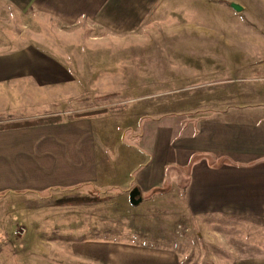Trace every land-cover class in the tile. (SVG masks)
I'll return each instance as SVG.
<instances>
[{"label":"crops","instance_id":"crops-1","mask_svg":"<svg viewBox=\"0 0 264 264\" xmlns=\"http://www.w3.org/2000/svg\"><path fill=\"white\" fill-rule=\"evenodd\" d=\"M186 2L0 0V112L27 109L36 114L43 105H57L60 97H66L76 83V61L60 57L79 54L75 25L103 32L90 41L110 36L122 46L144 40V29L163 23L167 10ZM230 110L198 112L186 118L185 125L137 123L131 127L132 135L139 134L141 146L121 144L130 158L141 153L147 159L130 183L127 178L137 166H129L117 187L127 199L133 194L136 207L143 200L156 206L169 201L163 209V227L182 236L180 222L191 226L183 229L189 232L188 248L181 242L178 252L166 243L88 241L81 244L86 264H264V240L259 235L264 226V110L247 102ZM104 119L103 113L95 118L79 115L1 128L3 205L12 194L112 183L115 159L101 137L103 131L106 134ZM122 129V125L110 127L117 134L111 146L122 143ZM164 183L168 186L161 187Z\"/></svg>","mask_w":264,"mask_h":264},{"label":"rangeland","instance_id":"rangeland-1","mask_svg":"<svg viewBox=\"0 0 264 264\" xmlns=\"http://www.w3.org/2000/svg\"><path fill=\"white\" fill-rule=\"evenodd\" d=\"M230 2L242 10L234 12ZM165 16L170 17L165 24L159 21L144 29V40L122 46L110 36L90 41L103 32L75 25L79 54L60 57L76 61V83L66 97L57 105H43L36 114L27 109L0 112V129L103 113L106 134L101 137L115 159L113 182L107 186H53L12 194L4 205L0 201V264H86L81 244L88 241L166 243L178 252L180 244L188 248L189 232L183 229L191 226L180 222L182 236L163 227L169 201L156 206L143 200L136 207L117 187L129 166H137L127 178L130 183L147 159L141 153L130 158L121 144L141 146L139 134L132 135L137 123L185 125L195 113L232 111L243 102L264 110V0H187ZM101 52L106 56H99ZM112 124L123 126L118 146H111L117 137L110 132ZM259 235L264 240V226Z\"/></svg>","mask_w":264,"mask_h":264},{"label":"water","instance_id":"water-1","mask_svg":"<svg viewBox=\"0 0 264 264\" xmlns=\"http://www.w3.org/2000/svg\"><path fill=\"white\" fill-rule=\"evenodd\" d=\"M229 7H230L232 10H234L235 12H240V11L242 10V6L239 5V4H237V3H235V2H230V3H229ZM130 200H131V201H134V203H135V200L133 199L132 194L130 195Z\"/></svg>","mask_w":264,"mask_h":264},{"label":"trees","instance_id":"trees-1","mask_svg":"<svg viewBox=\"0 0 264 264\" xmlns=\"http://www.w3.org/2000/svg\"><path fill=\"white\" fill-rule=\"evenodd\" d=\"M38 123H43V122H39V121H37V122H35V123H31V124H38ZM44 123H47V122H44Z\"/></svg>","mask_w":264,"mask_h":264}]
</instances>
